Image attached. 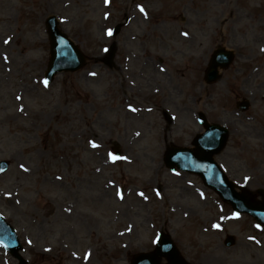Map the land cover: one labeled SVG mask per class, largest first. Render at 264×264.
I'll use <instances>...</instances> for the list:
<instances>
[{"label": "rangeland", "instance_id": "obj_1", "mask_svg": "<svg viewBox=\"0 0 264 264\" xmlns=\"http://www.w3.org/2000/svg\"><path fill=\"white\" fill-rule=\"evenodd\" d=\"M49 15L87 60L45 84ZM0 46V214L26 264H130L160 231L189 264H264V226L163 161L202 114L228 128V178L264 201V0H0ZM220 46L234 58L207 84Z\"/></svg>", "mask_w": 264, "mask_h": 264}, {"label": "water", "instance_id": "obj_2", "mask_svg": "<svg viewBox=\"0 0 264 264\" xmlns=\"http://www.w3.org/2000/svg\"><path fill=\"white\" fill-rule=\"evenodd\" d=\"M49 35L50 58L46 71V80L50 81L54 74L61 71H75L85 61V56L79 48L58 28L55 16H49L46 21ZM232 55L223 49L214 52L210 69L206 72L208 82L216 79V67H225L229 64ZM242 108L247 106L241 103ZM226 129L219 125H208L207 132L199 136L198 144L204 155L198 156L186 148H170L167 150L166 159L170 166L177 165L181 170L193 171L200 174L206 185L214 188L220 197L229 202L234 209L252 214L259 222L264 224V204L253 203L245 192L238 193L234 190L232 183L226 179L220 169L213 162L210 155L218 151L224 142ZM221 134V135H220ZM223 136V137H221ZM7 167V162L0 163V170ZM232 239L226 240L230 245ZM0 243L13 251L17 246L16 235L13 229L0 216ZM165 256L168 264H185L178 256L176 248L170 238L160 234L159 241L154 252L150 254H139L134 257L132 264H159L158 259Z\"/></svg>", "mask_w": 264, "mask_h": 264}, {"label": "bare ground", "instance_id": "obj_3", "mask_svg": "<svg viewBox=\"0 0 264 264\" xmlns=\"http://www.w3.org/2000/svg\"><path fill=\"white\" fill-rule=\"evenodd\" d=\"M0 50H1V46H0ZM146 54H148V52H145V55ZM149 54H152V53L149 52ZM148 58L149 57L146 58L145 63H148L149 62V60H147ZM150 60L153 61L152 58H150ZM195 97H196V99H200V102H201L203 100L208 99L209 96H207V95L204 94L203 88H200V89L196 90V96ZM89 142L91 143L92 141H89Z\"/></svg>", "mask_w": 264, "mask_h": 264}, {"label": "snow or ice", "instance_id": "obj_4", "mask_svg": "<svg viewBox=\"0 0 264 264\" xmlns=\"http://www.w3.org/2000/svg\"><path fill=\"white\" fill-rule=\"evenodd\" d=\"M108 2H109V0H105V3H108ZM141 11H143V8H141ZM108 34L111 35V29H109ZM185 35H187V34L185 33ZM5 43H8V41H5ZM5 59H6V58H5ZM45 84H47V81H45ZM18 99H19V97H18ZM92 143H93V146L95 147V146H96L95 143H94V142H92ZM111 158H112L113 160L116 159L115 156H112ZM21 167L23 168L24 166L21 165ZM118 194H119V193H118ZM5 195H11V193H5ZM217 227H218V226H217ZM257 227H260V226L257 225ZM29 243H30V241H29Z\"/></svg>", "mask_w": 264, "mask_h": 264}]
</instances>
